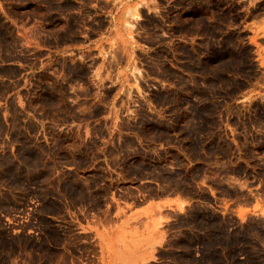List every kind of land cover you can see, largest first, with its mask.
I'll list each match as a JSON object with an SVG mask.
<instances>
[{"label":"rangeland","instance_id":"1","mask_svg":"<svg viewBox=\"0 0 264 264\" xmlns=\"http://www.w3.org/2000/svg\"><path fill=\"white\" fill-rule=\"evenodd\" d=\"M262 199L264 0H0V264H264Z\"/></svg>","mask_w":264,"mask_h":264},{"label":"crops","instance_id":"2","mask_svg":"<svg viewBox=\"0 0 264 264\" xmlns=\"http://www.w3.org/2000/svg\"><path fill=\"white\" fill-rule=\"evenodd\" d=\"M220 200L223 202L224 199L221 198ZM192 201L193 199L191 197L175 192V193H170L168 195L160 197L159 199H155L154 201L150 200L140 205H134V206H141L137 208L138 212L141 211L142 209L150 208L151 206H172L174 208L173 210L177 212L176 206H184L186 208L192 203ZM122 206H125V205H122ZM236 206H239L238 209L236 208L235 210L237 211V213H240L239 211L246 212L248 209H251V210L264 209V199L253 201L250 206H245V205H240V204ZM169 214L174 215V213L172 212H170ZM142 241L144 242L145 240H142ZM142 250L143 251L145 250L147 253H150V254L154 252V250L145 249L143 246H139L137 248L138 252H141Z\"/></svg>","mask_w":264,"mask_h":264}]
</instances>
